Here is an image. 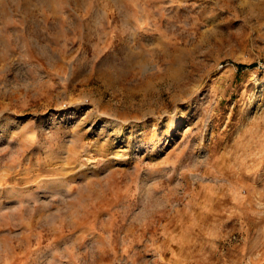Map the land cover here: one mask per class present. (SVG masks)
I'll use <instances>...</instances> for the list:
<instances>
[{
  "label": "rangeland",
  "instance_id": "rangeland-1",
  "mask_svg": "<svg viewBox=\"0 0 264 264\" xmlns=\"http://www.w3.org/2000/svg\"><path fill=\"white\" fill-rule=\"evenodd\" d=\"M0 264H264V0H0Z\"/></svg>",
  "mask_w": 264,
  "mask_h": 264
}]
</instances>
